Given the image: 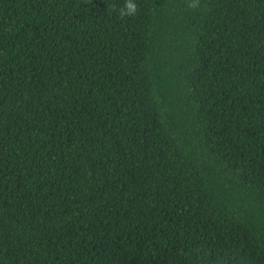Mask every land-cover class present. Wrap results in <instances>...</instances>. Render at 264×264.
Returning <instances> with one entry per match:
<instances>
[{
    "label": "trees",
    "instance_id": "obj_1",
    "mask_svg": "<svg viewBox=\"0 0 264 264\" xmlns=\"http://www.w3.org/2000/svg\"><path fill=\"white\" fill-rule=\"evenodd\" d=\"M0 0V264H264V0Z\"/></svg>",
    "mask_w": 264,
    "mask_h": 264
},
{
    "label": "clouds",
    "instance_id": "obj_2",
    "mask_svg": "<svg viewBox=\"0 0 264 264\" xmlns=\"http://www.w3.org/2000/svg\"><path fill=\"white\" fill-rule=\"evenodd\" d=\"M186 9L195 10L200 7V0H186ZM112 10L117 12L120 18L134 16L137 12V4L135 0H124L122 6L117 8L112 6Z\"/></svg>",
    "mask_w": 264,
    "mask_h": 264
}]
</instances>
